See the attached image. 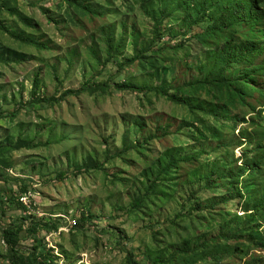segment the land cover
I'll use <instances>...</instances> for the list:
<instances>
[{
  "label": "rangeland",
  "instance_id": "rangeland-1",
  "mask_svg": "<svg viewBox=\"0 0 264 264\" xmlns=\"http://www.w3.org/2000/svg\"><path fill=\"white\" fill-rule=\"evenodd\" d=\"M76 1L0 0V264H264V170L228 192L262 157L264 54L217 44L250 25Z\"/></svg>",
  "mask_w": 264,
  "mask_h": 264
},
{
  "label": "trees",
  "instance_id": "trees-1",
  "mask_svg": "<svg viewBox=\"0 0 264 264\" xmlns=\"http://www.w3.org/2000/svg\"><path fill=\"white\" fill-rule=\"evenodd\" d=\"M158 1H163L167 3V2H170L171 0H158ZM172 1L175 4L174 6H176V9L170 11V14L179 13L180 11L181 12L184 11L186 18H188L187 19L188 21H191L192 19V16H191L192 11L197 12L198 10L203 9L204 12L209 13L212 18L213 17L217 18V21L219 22L217 23V25L219 26L217 28L218 30L224 29L226 31V29L233 27L234 24L231 23L230 21L231 18L237 19L238 20L237 23L243 26L244 29L245 27H249L250 25V30H248V34L246 37L244 35L234 34L233 35L234 37L230 38L229 35L222 34L220 36L222 41H219V43L217 44H224L228 48H238L240 51L245 50L247 53V59H248V54L249 55L255 54L256 56L258 55V53L264 54L263 53L264 45H262V42L260 44H257L256 42H250V41H253V38H254L253 36L259 33V32L254 31V28H253L254 25H258L264 19V13L258 7V4L259 5L263 4L264 0H172ZM67 2L72 4L74 2L76 3L77 1L67 0ZM79 4H80L79 6L82 7L83 10L85 11L88 10L87 8H85L82 2H79ZM166 5L167 4H165V6ZM197 23L198 22H196V24ZM220 23L224 24V26H222L221 28H220L221 26ZM213 57L216 61L220 59L226 62L225 60L227 59V56L224 54V52L218 53V50L215 51V55H213ZM228 62H229L228 64H236V60L231 59V58H228ZM215 78L220 79L218 77H215ZM241 83L244 86H246L245 88H247L249 84L246 81H242ZM88 89H103V85L93 84L89 86L87 84L84 86L83 90L80 92L86 91ZM156 89L158 91H161V88H156ZM162 92L167 93L164 91ZM33 94L35 95V92H33ZM68 94H73V91L69 90L65 92L60 99H56L55 96H52L50 98H46V99L44 98L42 101H46V102L60 101L63 97H65ZM176 96L172 95L171 98L174 99L175 101H180V97L177 96L178 98H176ZM37 101H40V100H37ZM7 115L8 114L5 115L1 113V116L6 117ZM241 145H243L242 141H241ZM259 152L262 155L259 161L250 163L248 167L240 166L237 169L238 173L233 174V175L229 174L228 181L229 179L230 181H229V186H228V192L230 195L235 194L237 189H239L240 180L242 177H243L242 182L245 186H248L249 184H253L255 181L257 182L259 181L258 176L259 174H262V171L264 170V146H260ZM173 163L175 162L170 161L169 166L170 167L175 166V165H171ZM60 175H63V174L60 173ZM254 197L256 198L255 207L254 209H252L253 213L248 215L249 217L247 218H253L256 211H260L261 209H264V185H259L258 188L255 189ZM30 218L33 219V222H32L33 226L31 229V231L33 232V231H36L37 227H36V224L34 223V220H35L34 216H30ZM244 218L245 217L243 216L241 220L244 221ZM39 222L42 223V219L39 220ZM41 226L43 228L48 227L47 224H43ZM9 242L12 243V247L14 248L16 241L12 239V240H9ZM160 262L165 263V264L167 263V262H164L163 260L160 261L156 259L154 261V264H160Z\"/></svg>",
  "mask_w": 264,
  "mask_h": 264
},
{
  "label": "built area",
  "instance_id": "built-area-1",
  "mask_svg": "<svg viewBox=\"0 0 264 264\" xmlns=\"http://www.w3.org/2000/svg\"><path fill=\"white\" fill-rule=\"evenodd\" d=\"M28 196L27 195H23L22 197H21V201H22V203H24L25 205H27L28 207H30V205H28ZM76 221H74V223H75Z\"/></svg>",
  "mask_w": 264,
  "mask_h": 264
}]
</instances>
